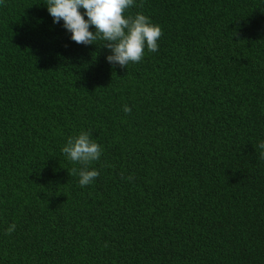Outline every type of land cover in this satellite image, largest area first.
Masks as SVG:
<instances>
[{"label":"trees","instance_id":"16d2710c","mask_svg":"<svg viewBox=\"0 0 264 264\" xmlns=\"http://www.w3.org/2000/svg\"><path fill=\"white\" fill-rule=\"evenodd\" d=\"M46 2L0 0V264H264V0H135L162 35L123 68Z\"/></svg>","mask_w":264,"mask_h":264},{"label":"clouds","instance_id":"9594fccd","mask_svg":"<svg viewBox=\"0 0 264 264\" xmlns=\"http://www.w3.org/2000/svg\"><path fill=\"white\" fill-rule=\"evenodd\" d=\"M134 3L135 0H47L45 7L53 24L62 23L71 41L84 45L102 41V46L108 50L106 62L123 68L129 63L140 62L145 51L157 52L162 35L160 25L143 13L124 15ZM122 110L129 113L131 108L125 105ZM258 148L264 158V141L258 142ZM61 153L69 162L80 165L79 169H72V174L78 176L81 188L98 177V170L90 165L99 160L102 146L89 131L81 129L76 135L69 136ZM15 227L14 223L9 224L6 233H12Z\"/></svg>","mask_w":264,"mask_h":264}]
</instances>
